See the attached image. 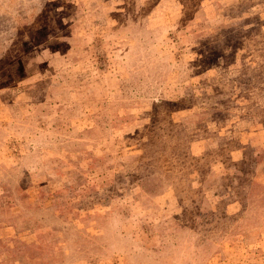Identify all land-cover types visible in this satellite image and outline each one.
Wrapping results in <instances>:
<instances>
[{
  "label": "rangeland",
  "instance_id": "rangeland-1",
  "mask_svg": "<svg viewBox=\"0 0 264 264\" xmlns=\"http://www.w3.org/2000/svg\"><path fill=\"white\" fill-rule=\"evenodd\" d=\"M0 264H264V0H0Z\"/></svg>",
  "mask_w": 264,
  "mask_h": 264
}]
</instances>
